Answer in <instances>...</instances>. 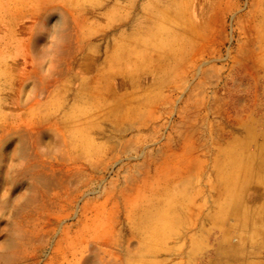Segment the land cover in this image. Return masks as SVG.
<instances>
[{
  "label": "rangeland",
  "instance_id": "1",
  "mask_svg": "<svg viewBox=\"0 0 264 264\" xmlns=\"http://www.w3.org/2000/svg\"><path fill=\"white\" fill-rule=\"evenodd\" d=\"M170 2L0 0V264H264L263 6Z\"/></svg>",
  "mask_w": 264,
  "mask_h": 264
},
{
  "label": "bare ground",
  "instance_id": "2",
  "mask_svg": "<svg viewBox=\"0 0 264 264\" xmlns=\"http://www.w3.org/2000/svg\"><path fill=\"white\" fill-rule=\"evenodd\" d=\"M163 2H164V4H165V9H164V12H163V14H162V20L165 22V21H167V19H166V15H170V14H172V13H175V16H176V22L178 23V25L180 24V28H182V29H184V28H186V29H189V30H192L193 29V27H192V25H193V22H192V20H191V17H190V15L188 14V13H186V10H185V7H186V5L185 4H174V3H172V2H170V0H162ZM213 1V0H212ZM260 6H263L262 7V9H263V12L261 11V14H260V16L261 17H264V0H260ZM255 15H257V16H259V14L258 13H256ZM263 15V16H262ZM263 21V19L262 18H260V20H259V22H262ZM263 23V22H262ZM258 25H260V24H258ZM189 39L190 38H188V37H186L185 38V36L184 35H182L181 34V42L183 43V44H185V45H187L188 44V41H189ZM259 58L260 59H262L263 60V58H264V51H263V53L260 55H258L257 57H256V59L259 61ZM185 169H186V167H185ZM161 174H163V173H161ZM246 174H248V173H246ZM165 175H167L166 173H165ZM163 176H164V174H163ZM247 176V175H246ZM245 177V176H244ZM160 178H162V177H160ZM172 179V178H171ZM246 179V178H245ZM245 181V180H244ZM180 184V183H179ZM179 184H177V185H179ZM175 185V184H174ZM179 187H181V186H179ZM224 187H227V186H224ZM159 188V187H158ZM181 189H183L182 187H181ZM157 190V189H156ZM228 190V189H227ZM229 192H230V190H229ZM233 192H230V194H232ZM186 194V193H185ZM184 194V195H185ZM188 194V193H187ZM182 195V194H181ZM231 196H233V194L231 195ZM189 197H190V195H189ZM232 198V197H231ZM230 198V200H234L233 198L231 199ZM160 201V200H159ZM169 201V200H168ZM225 201V200H224ZM190 202V201H189ZM164 203V202H163ZM165 203H167V202H165ZM226 204H227V202H225ZM243 204H244V202H242ZM170 204V203H169ZM187 205V204H186ZM225 205V204H224ZM234 205V204H233ZM233 205L231 204V206L233 207ZM242 205V204H241ZM240 205V206H241ZM227 206V205H226ZM230 206V207H231ZM236 206V205H235ZM179 207V206H178ZM229 207V208H230ZM182 208V207H181ZM180 208V209H181ZM222 208V207H221ZM226 208V207H225ZM234 208V207H233ZM241 208H245L244 206L243 207H241ZM169 208H167V210H168ZM172 209V208H171ZM223 209H224V207H223ZM227 209H228V206H227ZM227 209H225L224 211H226ZM166 210V211H167ZM179 210V209H178ZM219 210H222V209H220V206H219ZM230 210V209H229ZM233 209H231V211H232ZM181 211H183V210H181ZM169 212H170V210H169ZM169 212H167V213H169ZM219 212H221V211H219ZM222 212H223V210H222ZM243 211H241V213H242ZM224 213V212H223ZM223 213H221V214H219V215H221L222 216V214ZM226 213L228 214V212L226 211ZM226 213H224V215L226 214ZM166 214V213H165ZM167 215H169L170 216V214H167ZM167 215H165V217L167 216ZM241 215V214H240ZM168 216V217H169ZM242 216H243V214H242ZM168 217H166V219H168ZM171 217V216H170ZM227 217V216H226ZM241 217V216H240ZM150 218V217H149ZM148 218V219H149ZM158 218V217H157ZM161 218V217H160ZM224 218V217H223ZM258 218V217H257ZM140 219H141V217H140ZM159 219V218H158ZM157 219V220H158ZM163 219H164V217H163ZM165 219V220H166ZM147 220V219H146ZM165 220H163L164 222H165ZM171 220H172V218H171ZM173 220H175V219H173ZM177 220V219H176ZM239 220V219H238ZM149 221V220H148ZM153 221H155V219L153 220ZM160 221V220H159ZM164 222H162L161 221V224L163 223L164 224ZM155 223H159L158 221H156ZM166 223V222H165ZM170 223V222H169ZM173 223H176V225H177V221L176 222H174L173 221ZM259 223V222H258ZM153 224V223H152ZM171 225H172V222L170 223ZM183 224V223H182ZM150 225V224H149ZM156 226H157V224H155ZM168 225V224H167ZM167 225H166V227H167ZM174 225V224H173ZM237 226V224L235 223L234 224V226ZM259 225H261V224H259ZM148 226V225H147ZM151 226H153V225H151ZM156 226H154V227H156ZM164 226H165V224H164ZM235 226V227H236ZM257 226V225H256ZM150 227V226H149ZM159 227H161V225L160 226H157L156 228L157 229H159V232H160V228ZM163 227V226H162ZM161 227V228H162ZM153 228V227H152ZM155 228V230H157ZM233 228V227H232ZM260 228V227H259ZM146 229H148V228H146ZM150 229V228H149ZM169 229V228H168ZM235 229V228H234ZM233 229V230H234ZM262 229H263V227H262ZM151 230V229H150ZM154 230V229H153ZM228 230H230V228L228 229ZM232 230V231H233ZM148 231V230H147ZM163 231V230H162ZM161 231V232H162ZM164 231H165V228H164ZM236 230H234V232H235ZM257 231V230H256ZM260 231H262V230H260ZM153 232V231H152ZM152 232L150 233V234H152ZM156 232V231H155ZM229 231H227V233H228ZM262 232H264V230L262 231ZM231 233H233V232H229L228 234H227V237L228 236H230L229 234H231ZM239 233V232H238ZM155 235H156V238H160L161 237V235L159 234V233H157L158 235H160V237L159 236H157V234L156 233H154ZM166 234V233H165ZM233 234H235V233H233ZM232 234V235H233ZM258 233H255V231H254V234H253V236L255 235H257ZM140 235H142V234H140ZM167 235V234H166ZM164 236V235H163ZM162 236V237H163ZM240 236V235H239ZM255 236H254V238L253 239H255ZM260 235H258V236H256L257 237V239H258V237H259ZM150 237H152V238H150L152 241H150L149 240V242H153V237H155L154 235H150ZM234 237V236H233ZM238 238V237H237ZM240 238V237H239ZM256 239V240H257ZM259 239H261V237L259 238ZM263 239V238H262ZM156 240V239H155ZM154 240V241H155ZM240 240V239H239ZM231 241V240H230ZM262 242V241H261ZM141 243H143V242H141ZM147 243V242H146ZM227 243V242H226ZM149 245V244H148ZM147 245V246H148ZM141 246L143 247V245L141 244ZM147 246H144V247H146V248H148ZM149 247H150V245H149ZM142 262V261H141Z\"/></svg>",
  "mask_w": 264,
  "mask_h": 264
}]
</instances>
